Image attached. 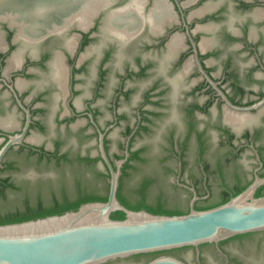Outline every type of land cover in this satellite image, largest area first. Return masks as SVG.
Segmentation results:
<instances>
[{
  "label": "flooded vegetation",
  "instance_id": "af4514ba",
  "mask_svg": "<svg viewBox=\"0 0 264 264\" xmlns=\"http://www.w3.org/2000/svg\"><path fill=\"white\" fill-rule=\"evenodd\" d=\"M0 2V147L25 133L0 162L8 201L70 203L86 169L108 183L99 134L171 206L264 174V0Z\"/></svg>",
  "mask_w": 264,
  "mask_h": 264
},
{
  "label": "water",
  "instance_id": "95a60500",
  "mask_svg": "<svg viewBox=\"0 0 264 264\" xmlns=\"http://www.w3.org/2000/svg\"><path fill=\"white\" fill-rule=\"evenodd\" d=\"M24 135L7 136L0 162ZM98 149L109 176L106 202L0 225V264H264V177L207 210L194 209L190 188L187 214L153 215L127 210L116 197L128 154L112 165L102 134Z\"/></svg>",
  "mask_w": 264,
  "mask_h": 264
},
{
  "label": "trees",
  "instance_id": "16d2710c",
  "mask_svg": "<svg viewBox=\"0 0 264 264\" xmlns=\"http://www.w3.org/2000/svg\"><path fill=\"white\" fill-rule=\"evenodd\" d=\"M135 158V157H133ZM138 169H133L132 172L122 171L121 178L119 182V187L117 190L116 197L120 204L131 211H140L144 210L153 215H165V216H174V215H184L187 214L189 209L186 203L185 207L171 206L168 204L167 200L160 194H157V191L160 190V187L157 185V179L160 178L158 172H151L147 176L142 177V181L135 187H128L127 181L130 180L133 175L142 174ZM261 177H264V174H261ZM79 184L82 177L75 179ZM95 182H83L77 190L78 195L77 199L70 203H63L58 207L40 209L36 206H31L27 203H15L8 201L4 197L3 188H0V225L21 223L30 220H36L39 218H44L50 215H60L66 212L67 210L76 211L80 205L89 203V202H106L108 186L105 187V194L101 195L97 193L99 188L98 178L94 177ZM96 183V184H95ZM250 182L246 185L237 188L233 195L230 197H216L211 202H199L194 204V209L196 210H207L219 205L226 203L230 198L236 196L241 191H243ZM181 210V209H184Z\"/></svg>",
  "mask_w": 264,
  "mask_h": 264
},
{
  "label": "rangeland",
  "instance_id": "374dc122",
  "mask_svg": "<svg viewBox=\"0 0 264 264\" xmlns=\"http://www.w3.org/2000/svg\"><path fill=\"white\" fill-rule=\"evenodd\" d=\"M22 171L23 170H26V168H22L21 169ZM85 174L87 175V177H97L98 178V181H99V188H98V190H97V193H99V194H101V195H103V194H105V192H106V190H105V187H107L108 186V183L105 181V179L103 178V176H104V170H102V169H100V168H98L96 171H93V170H89V169H86L85 170ZM164 174H165V177H166V179H170L171 180V174H170V172H168V171H165L164 172ZM5 175H7V173H4V176ZM215 193H217L216 192V190L214 191Z\"/></svg>",
  "mask_w": 264,
  "mask_h": 264
},
{
  "label": "bare ground",
  "instance_id": "6f19581e",
  "mask_svg": "<svg viewBox=\"0 0 264 264\" xmlns=\"http://www.w3.org/2000/svg\"><path fill=\"white\" fill-rule=\"evenodd\" d=\"M65 1H66V0H65ZM0 3H2V2H0ZM84 5H85V4H84ZM27 6H28V5H27ZM42 7H43V6H42ZM36 8H37V10L39 11V9H38L39 7H36ZM58 8H59V7H58ZM14 9H15V8H14ZM43 9H44V8H43ZM45 9H46V8H45ZM83 9H84V8H83ZM36 12H37V11H36ZM26 13H27V12H26ZM39 13H40V12H39ZM41 13H42V11H41ZM80 13H81V12H80ZM24 14H25V13H24ZM24 14H23V15H24ZM28 14H29V13H28ZM18 15H21V14H18ZM16 18H17V17H16ZM19 18H22V17L19 16ZM17 23H18V22H17ZM26 26H27V25H26ZM29 26H30V25H29ZM27 27H28V26H27ZM27 27H26V28H27ZM35 27H36V25H35ZM34 30H35V29H34Z\"/></svg>",
  "mask_w": 264,
  "mask_h": 264
}]
</instances>
